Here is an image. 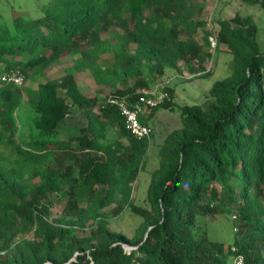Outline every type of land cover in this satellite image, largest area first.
<instances>
[{"label":"trees","instance_id":"obj_1","mask_svg":"<svg viewBox=\"0 0 264 264\" xmlns=\"http://www.w3.org/2000/svg\"><path fill=\"white\" fill-rule=\"evenodd\" d=\"M241 1L264 8V0ZM200 11L189 0H47L39 17L15 18L13 29L0 25V71L19 68L28 80L22 87L0 82V264H232L238 255L264 264L258 26L237 13L203 30L199 42ZM211 38L214 49L230 50V72L203 103L179 107L180 126L159 144L149 206L132 204L154 134L145 119L175 106L172 90L164 85L168 99L139 115L151 132L137 138L101 88L134 104L167 68L180 71V62L208 75ZM56 64L62 73L52 77ZM77 74L101 88L85 94ZM64 120L78 132L59 137ZM54 192L67 195L58 223L47 204ZM112 203L141 216L131 236L108 227L103 210ZM205 216L228 218L233 240H212L198 225Z\"/></svg>","mask_w":264,"mask_h":264},{"label":"rangeland","instance_id":"obj_2","mask_svg":"<svg viewBox=\"0 0 264 264\" xmlns=\"http://www.w3.org/2000/svg\"><path fill=\"white\" fill-rule=\"evenodd\" d=\"M47 0H0V25H4L10 29L14 27L15 18L21 20L33 19L40 16V7ZM190 3L201 7V11L197 18L205 19L206 24L202 28L196 39L201 42L202 31L216 26L217 20L221 18H229L239 13L242 15H251L258 26L257 42L261 50H264V8L259 5H250L243 3L241 0H189ZM151 14V10L147 11ZM183 37V36H182ZM211 53V57L205 63L204 72L207 74L191 73L187 66L180 62L181 70L166 69V72L159 77L156 83H153L142 90H160L164 85L172 90V101L175 103L173 108H158L153 113L147 115L146 122L153 127V137L150 141L149 148L146 152L145 163L139 172L137 179L133 181V189L129 202L138 206H149L147 201V188L151 179L152 172L158 167L159 162V144L164 136L173 128L180 126L179 107L183 105H193L203 103L208 94V90L213 82L226 76L230 72L231 52L225 44L218 45L214 49L211 46L205 47ZM111 55L103 57V61L108 65L112 61ZM52 77L58 76L62 70L56 65L50 70ZM78 85L81 90L91 96L94 95L96 89L101 86L93 84L91 78H86L77 74ZM28 82V80H26ZM135 79L130 78L127 85H132ZM33 81H31V84ZM122 85H118L120 87ZM126 86V85H123ZM105 95L113 92L115 88L102 87ZM102 98V96L100 97ZM78 126L75 122H67L60 126L58 130L59 137H66L78 132ZM125 142V140L120 139ZM67 195L64 192L50 193L48 196L49 219L54 223H58V219H62L61 209L66 203ZM116 204L112 203L105 207L103 213L107 219V225L111 230L121 231L131 236L135 228L141 223V216L134 213L130 206L125 204L120 212L115 210ZM64 218V217H63ZM65 219V218H64ZM198 225L206 230L212 240L229 243L233 240L234 229L231 228L230 220L226 217H220L212 220L210 216L198 218ZM78 233L84 234L83 230L78 227ZM30 236V235H29Z\"/></svg>","mask_w":264,"mask_h":264},{"label":"built area","instance_id":"obj_3","mask_svg":"<svg viewBox=\"0 0 264 264\" xmlns=\"http://www.w3.org/2000/svg\"><path fill=\"white\" fill-rule=\"evenodd\" d=\"M211 43L215 45V40L211 38ZM0 81L4 83H11L16 86H21L24 83V74L19 69H11L9 71L0 72ZM163 87L152 90H141L137 100L134 104H131L126 96L120 95H107L106 102L110 105L117 107L124 117V126L127 131L137 138L148 137L151 132V128L141 123L139 115L143 114L147 108H152L160 105L164 100L168 99L167 93L162 90ZM126 251H130L135 248L133 246L123 245ZM4 250H0V262L1 255L4 254ZM51 264V263H45ZM232 264H245L241 255L234 257Z\"/></svg>","mask_w":264,"mask_h":264},{"label":"clouds","instance_id":"obj_4","mask_svg":"<svg viewBox=\"0 0 264 264\" xmlns=\"http://www.w3.org/2000/svg\"><path fill=\"white\" fill-rule=\"evenodd\" d=\"M12 69H19V68H12ZM9 70H11V69H9ZM9 70H5V71H9ZM20 70V69H19ZM21 72H22V70H20ZM0 72H3V71H0ZM23 73V72H22ZM24 74V73H23ZM1 82V81H0ZM25 82H26V76H25V74H24V83L21 85V86H17V87H22L24 84H25ZM2 83H4V82H2ZM7 84H11V83H7ZM11 85H14V84H11ZM14 86H16V85H14ZM109 94H111V92L109 93ZM108 94V95H109ZM107 97V96H106Z\"/></svg>","mask_w":264,"mask_h":264},{"label":"crops","instance_id":"obj_5","mask_svg":"<svg viewBox=\"0 0 264 264\" xmlns=\"http://www.w3.org/2000/svg\"><path fill=\"white\" fill-rule=\"evenodd\" d=\"M87 78V76H85Z\"/></svg>","mask_w":264,"mask_h":264}]
</instances>
